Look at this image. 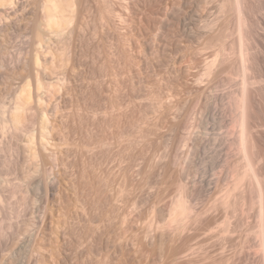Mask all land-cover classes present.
Masks as SVG:
<instances>
[{"label": "rangeland", "instance_id": "rangeland-1", "mask_svg": "<svg viewBox=\"0 0 264 264\" xmlns=\"http://www.w3.org/2000/svg\"><path fill=\"white\" fill-rule=\"evenodd\" d=\"M70 1L0 7V264H260L254 187L221 199L245 75L264 149V0L248 38L235 0Z\"/></svg>", "mask_w": 264, "mask_h": 264}, {"label": "bare ground", "instance_id": "bare-ground-1", "mask_svg": "<svg viewBox=\"0 0 264 264\" xmlns=\"http://www.w3.org/2000/svg\"><path fill=\"white\" fill-rule=\"evenodd\" d=\"M46 3H51L56 6V0H46ZM68 4L71 5V1L67 0ZM236 6L238 9V24L240 28V32L244 33L247 38L250 37L252 33L253 26L249 22L248 9L245 8V0H235ZM13 3V0H0V7L4 5ZM23 5V2H21ZM25 3V2H24ZM249 8V6H248ZM250 17V16H249ZM47 21L49 24L57 25L59 24V20L52 17L51 15L47 16ZM244 49V61L248 60L250 55V49ZM252 52V50H251ZM264 52V50L262 51ZM264 54V53H263ZM214 64L213 61H210L206 66V73H209L211 66ZM244 68L247 69V63L244 64ZM251 77L245 75L243 78V84L241 88V92L239 97H233L234 106L236 108V112L233 114L231 122L233 129L230 133L237 134L235 139L233 138L232 145L234 144L242 158L245 159L244 167H237L232 169L231 173H228L224 176V180L228 185L225 187L224 195L221 199V205L225 208H231L234 211L236 205V199H238V194L240 195L244 192L245 184H251L254 187L255 191V200L251 202L250 208H253L256 203L257 212V225L256 229L251 232L258 239L257 248L258 253H260V264H264V149L259 144L258 139L255 134L254 125L257 119H259V114L257 109L255 108L256 102L254 103L253 99V90L251 88L252 82L250 81ZM28 93H27V92ZM26 98L30 94V89L25 90ZM255 104V105H254ZM21 106L17 105L10 111V118L6 121L11 123L19 122V110ZM4 122V121H3ZM6 122H4L5 124ZM42 123V122H41ZM43 124V126H42ZM42 128L44 127V123H42ZM263 124V123H262ZM239 127L238 130L236 128ZM40 136L41 133H40ZM234 136V135H233ZM30 137L29 139H31ZM42 138V137H41ZM197 138V137H196ZM31 140L34 141V136ZM200 139V138H199ZM197 140V139H196ZM193 139V141H196ZM29 141V140H28ZM200 142V140H198ZM30 142V141H29ZM28 142V143H29ZM198 142V143H199ZM196 143V142H195ZM40 149L36 147L35 150L31 153V158L39 155ZM1 162V161H0ZM1 166V165H0ZM4 167V165H3ZM0 170L1 169L0 167ZM4 171V170H3ZM2 171V172H3ZM54 186L51 184L48 188L49 194L53 192ZM237 196V198H236ZM0 197V202H1ZM238 201V200H237ZM164 215L172 216V220L175 222L174 229L176 231L183 230L190 222L193 217V210L191 205L188 203V200L185 196L180 195L177 200H174L170 203V205L166 206L162 209ZM222 234H227L230 232V220L227 215L224 216L221 229ZM1 240V239H0ZM1 242V241H0ZM5 241H2V243ZM7 245V244H6ZM2 246V245H1ZM4 246V245H3ZM2 248V247H1ZM2 264V263H1ZM6 264V263H4Z\"/></svg>", "mask_w": 264, "mask_h": 264}]
</instances>
